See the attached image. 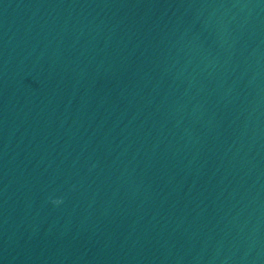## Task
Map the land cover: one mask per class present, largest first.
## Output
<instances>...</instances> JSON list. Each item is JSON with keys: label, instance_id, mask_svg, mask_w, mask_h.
Wrapping results in <instances>:
<instances>
[{"label": "water", "instance_id": "water-1", "mask_svg": "<svg viewBox=\"0 0 264 264\" xmlns=\"http://www.w3.org/2000/svg\"><path fill=\"white\" fill-rule=\"evenodd\" d=\"M0 264H264V0H0Z\"/></svg>", "mask_w": 264, "mask_h": 264}, {"label": "clouds", "instance_id": "clouds-1", "mask_svg": "<svg viewBox=\"0 0 264 264\" xmlns=\"http://www.w3.org/2000/svg\"><path fill=\"white\" fill-rule=\"evenodd\" d=\"M53 204H60L62 201L59 200V199H56V200H52L51 201Z\"/></svg>", "mask_w": 264, "mask_h": 264}]
</instances>
